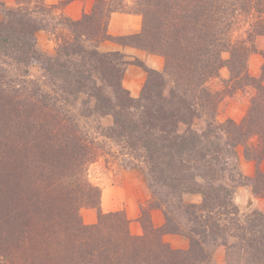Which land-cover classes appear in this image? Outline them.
<instances>
[{"label":"trees","instance_id":"obj_1","mask_svg":"<svg viewBox=\"0 0 264 264\" xmlns=\"http://www.w3.org/2000/svg\"><path fill=\"white\" fill-rule=\"evenodd\" d=\"M112 12L139 14L140 32L127 37L165 59L161 71L144 67L138 97L122 84L123 54L99 49L111 38ZM239 21L251 29L233 41ZM40 30L57 31L53 55L38 51ZM257 35H264V0H96L76 20L45 0L6 6L0 96L10 100L0 103L9 113L0 130L10 136L0 142V264H200L209 256L204 241L227 246L233 236L244 253L231 264H263L264 214L239 217L233 194L244 178L237 146L246 158L264 160V86H256L241 122L218 123L222 93L208 85L222 67L233 78L253 79L247 42ZM35 60L42 65L40 80L28 78ZM3 65L16 77L5 78ZM106 115L112 123L103 127L99 118ZM108 141L119 146L123 167L140 168L151 181L142 235L130 234L123 212L102 214L93 225L79 218L80 207L99 205L100 190L87 170L108 154ZM31 163L34 180L23 178L16 187L9 179L22 178ZM185 193H199L201 202L184 203ZM154 208L164 212L161 226L151 222ZM168 233L186 235L189 248H171Z\"/></svg>","mask_w":264,"mask_h":264},{"label":"rangeland","instance_id":"obj_2","mask_svg":"<svg viewBox=\"0 0 264 264\" xmlns=\"http://www.w3.org/2000/svg\"><path fill=\"white\" fill-rule=\"evenodd\" d=\"M71 1L72 0H57L56 3L52 4L58 5L60 11L67 16L64 9L69 3H71ZM88 2L90 5L89 9L80 13L79 17L76 19H80L85 13H90L92 11L96 0H88ZM14 4L15 0H0V21L4 16L5 7H10ZM130 14L137 15L136 19L138 20H136V22L140 25L141 30L142 17L139 14ZM110 24L111 20L109 17L107 31L111 35V38L101 42L99 44V49L104 52L119 51L121 54H123L126 64L123 73L122 84L129 90L132 96L138 97L146 80L147 74L144 70V67L161 71L164 67L165 59L162 55L150 53L135 46L137 41L134 38L127 37L128 35L132 34L121 35L115 32L114 34H111L109 32ZM114 24L120 25L122 24V21H112V26ZM125 24L132 25L133 20L127 21ZM246 29H251V25L248 24V22L244 23L239 21L232 30V40L239 41L244 39L246 36ZM140 30L138 32H140ZM53 32L49 30H40L37 32L36 47L41 55L54 54L56 48L57 31ZM248 32H250V30H248ZM248 45H252V50L249 53L247 59V71L249 76L253 77V79L233 78L231 77L233 74H230L228 68L222 67L219 70L217 77L210 79L208 83L209 88L212 91H219L222 93V97L217 104L215 115V120L218 123H222L227 119H231L237 123L241 122L246 117L247 111L250 109L251 104H253L252 101L256 92L258 91L256 86L258 84H260L261 87L264 86V80L259 79L261 78L262 69L264 66V35L254 36L251 38V41L247 42V46ZM135 51L140 52L141 55L144 54L145 56H149L152 61L146 64L145 61L142 60V57H138L134 53ZM227 55L228 54H224V57ZM39 61L40 60H35L29 66V79H42V65ZM152 65L157 66L153 67ZM2 68L5 69L3 71L6 75L5 78L16 77V73L13 72V67L10 68L7 65H3ZM232 80L234 81L232 82ZM15 83L17 84L18 81H15ZM3 95L5 97L2 98L0 96V103L1 101L10 100L7 95ZM8 114L9 113L0 110L1 123L7 121L6 119L9 117ZM199 122H201V120ZM99 123L103 127H107L111 125L112 118L110 115L100 117ZM0 127L5 128L4 125ZM9 136L10 134L4 131V129L0 130L1 143L3 141H6L7 143ZM98 140L104 141L102 137H99ZM108 143L109 141L107 144H105L108 154L105 156H100L98 160L89 165L87 170V178L89 182H91L92 185L97 186L100 190L99 205L98 207H80L78 210L79 218L83 224L93 225L99 222V216L102 214L118 211L123 212L128 220V230L130 234L135 236L142 235L144 230L140 219L141 209L142 207L148 208V204L150 203L151 199L153 200L151 194V181L148 180L147 175L140 168L130 169L123 167L121 165V160H119L118 156H116L117 151H119V146L113 143L110 147ZM236 153L239 172L244 176V178L241 180V184L235 185V193L233 194V201L239 208V217L244 218L245 215L251 211H259L264 214V185L261 184L264 183V160L246 158L242 145L237 146ZM253 155H256V153ZM24 162L25 161H22L21 163ZM33 163L30 164V171H28V173L25 175H22V178L18 176L9 179L11 183L17 187L19 186V182H22L23 178L27 181H33L34 175L31 170ZM181 198V200L186 204H199L201 202V195L199 193H185ZM155 209H158L160 215L163 217L164 223L165 215L164 212L159 208L151 209V222L154 224V221H157L156 216L154 217V220L152 218V211ZM188 223L190 224V222ZM190 226L191 224L188 227ZM164 240L171 248L174 249L185 250L189 248V239L182 233H168L164 236ZM237 241L238 240L235 236L229 237L227 238L226 246L221 244L220 240L213 241L212 239H207L204 241V244L209 251V256H207L206 259L200 264H231L232 259H235V255L237 256L238 254L244 253L239 248ZM235 243L236 245H234ZM240 263L241 262H239V264ZM253 263L258 264L257 262Z\"/></svg>","mask_w":264,"mask_h":264},{"label":"crops","instance_id":"obj_3","mask_svg":"<svg viewBox=\"0 0 264 264\" xmlns=\"http://www.w3.org/2000/svg\"><path fill=\"white\" fill-rule=\"evenodd\" d=\"M57 0H46L48 3H56ZM89 2L88 0L82 1V0H72L71 3H69L64 11L67 14V16L71 17L72 19H76L79 17L80 13L85 12L89 9ZM137 15H133L130 13H124V12H113L110 16L111 24L109 25V32L111 34L117 33V34H134L137 33L140 30V25L136 22ZM121 20L122 24L116 25L114 24L112 26V21ZM133 20L132 25H126L125 23L127 21ZM131 52V51H129ZM138 57H142L143 61H145L146 64L148 62H151V58L149 56H145L144 54L141 55L140 52L135 51L134 52ZM158 65V63H157ZM156 65V66H157ZM153 66V65H152ZM153 66V67H156ZM156 216V220L154 221L155 226L163 224V217L160 215L158 209H155L152 211V218L154 220V217Z\"/></svg>","mask_w":264,"mask_h":264}]
</instances>
